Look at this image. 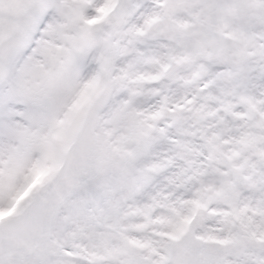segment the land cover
<instances>
[{
	"label": "snow or ice",
	"instance_id": "1",
	"mask_svg": "<svg viewBox=\"0 0 264 264\" xmlns=\"http://www.w3.org/2000/svg\"><path fill=\"white\" fill-rule=\"evenodd\" d=\"M0 264H264V0H0Z\"/></svg>",
	"mask_w": 264,
	"mask_h": 264
}]
</instances>
